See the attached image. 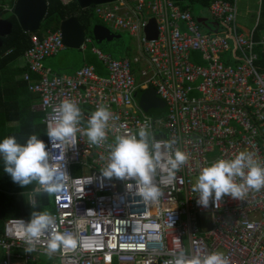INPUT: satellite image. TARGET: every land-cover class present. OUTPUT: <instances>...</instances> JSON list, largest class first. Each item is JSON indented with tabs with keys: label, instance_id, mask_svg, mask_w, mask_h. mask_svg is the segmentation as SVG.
Listing matches in <instances>:
<instances>
[{
	"label": "built area",
	"instance_id": "2783aa9c",
	"mask_svg": "<svg viewBox=\"0 0 264 264\" xmlns=\"http://www.w3.org/2000/svg\"><path fill=\"white\" fill-rule=\"evenodd\" d=\"M94 12L112 30L138 39L134 58L115 59L92 48L107 76L88 65L72 75L45 67L46 59L66 48L61 29L44 38L34 35L24 55L30 68L25 79L40 96L34 109L45 113L46 127L55 115L53 107L66 98L80 107L81 128L99 104L112 113L107 140L99 146L81 133L68 148L62 143L52 148L48 138L52 155H64L54 165L61 189L53 193L55 210L50 214L55 230L71 234L76 242L57 250L59 264H173L181 249L189 254L218 251L229 264H264V188L250 189L242 201L225 196L218 208L207 209L197 205L192 191L201 168L217 158L250 151L264 162V72L257 70L254 53L264 47V36L256 40L254 30L242 32L237 4L224 0L211 4L204 25L174 0H117L96 6ZM154 18L159 29L151 40L146 30ZM202 27L215 34H204ZM89 43L87 38L82 48ZM195 55L202 65L193 62ZM150 89L165 102L164 116L143 109L140 92ZM141 126L161 144L153 182L163 194L155 203L138 194L134 179L101 173L107 144L117 134L138 133ZM173 138L174 147L189 159L170 179L167 142ZM29 221L5 220L0 264H29L33 252H46V235L35 251H24Z\"/></svg>",
	"mask_w": 264,
	"mask_h": 264
},
{
	"label": "clouds",
	"instance_id": "9594fccd",
	"mask_svg": "<svg viewBox=\"0 0 264 264\" xmlns=\"http://www.w3.org/2000/svg\"><path fill=\"white\" fill-rule=\"evenodd\" d=\"M55 113L47 126V136L52 148L62 143L68 148L76 144L77 133L87 137L89 144L101 145L107 140L106 129L112 113L105 104H99L86 120V127L79 125L84 119L80 107L71 99H63L56 104ZM175 138L167 142L171 153L167 159L168 177L174 178L180 167L187 163L188 155L174 147ZM107 163L101 169L104 177L136 181L138 194L147 202L155 203L163 194L153 182L161 161V144L146 127H139L138 133L117 134L113 142L107 144ZM0 157L4 171L12 181L21 187L36 182V194H53L61 189L56 181L55 162L64 160V155L54 156L44 140L31 134L25 143H19L15 136H7L0 141ZM51 161V162H50ZM264 188V162L250 151H239L233 158H217L201 168L192 191L196 193L198 206L207 209L210 205L219 207L223 197L243 200L248 191ZM32 207L34 204H31ZM47 236L46 253L51 256L61 246L75 247L71 234L55 230V219L47 211L31 213L26 223L23 237L26 253L36 250V242ZM173 264H229L225 255L218 251L189 254L181 249L175 253Z\"/></svg>",
	"mask_w": 264,
	"mask_h": 264
},
{
	"label": "trees",
	"instance_id": "16d2710c",
	"mask_svg": "<svg viewBox=\"0 0 264 264\" xmlns=\"http://www.w3.org/2000/svg\"><path fill=\"white\" fill-rule=\"evenodd\" d=\"M174 1L183 10H193L194 7L208 9L211 2L215 0ZM224 1L233 2L234 0ZM14 3L15 0H0V12L8 11L4 8L5 4L12 7ZM69 16H78L81 22L87 23V33L93 37L90 28L93 15L89 9L82 10L77 0H50L48 15L43 22V31H39V33L59 30L63 20ZM7 18L13 22L14 26L12 32L2 38L3 47L0 49V141L7 136H15L17 141L23 144L31 134H36L48 146L47 127L44 123L45 113L34 109L40 101V96L30 91L29 82L25 79L29 67L16 65V62L31 47L32 33L24 31L12 11H9ZM260 28L264 29V0L261 5ZM109 45L114 49V52L102 50L110 53L113 57L114 55L120 59L134 57L131 47L121 45L115 39ZM193 62L202 65L201 62L195 61L194 57ZM86 64L94 66L100 76L108 75L102 62L90 51L87 54ZM258 65L264 70V54L261 55V62ZM33 76L35 77V75ZM165 110L166 107L163 111ZM163 111L157 115L164 116ZM37 187L36 182L25 188L14 183L4 171L3 159L0 157V237L3 235L4 222L9 218L30 219L32 212L47 211L51 213L55 210L53 194L42 192L36 194L34 189ZM31 204L34 206L32 207Z\"/></svg>",
	"mask_w": 264,
	"mask_h": 264
},
{
	"label": "water",
	"instance_id": "95a60500",
	"mask_svg": "<svg viewBox=\"0 0 264 264\" xmlns=\"http://www.w3.org/2000/svg\"><path fill=\"white\" fill-rule=\"evenodd\" d=\"M117 0H78L82 9H88L95 5L111 3ZM49 11L48 0H16L13 8V14L17 17L19 24L25 31L33 32L41 29ZM199 23L206 22L205 18H198ZM13 22L8 18L0 17V49L3 47V37L9 35L13 29ZM64 35V42L70 49L79 50L84 43L87 24L82 23L77 16H69L64 19L61 25ZM157 19H152L146 33L151 40L158 36ZM93 35L97 45L106 51L114 52L109 45L115 37L107 27L96 25L93 27ZM140 102L143 109L148 113H159L166 107L165 102L161 100L154 89L140 92Z\"/></svg>",
	"mask_w": 264,
	"mask_h": 264
},
{
	"label": "rangeland",
	"instance_id": "374dc122",
	"mask_svg": "<svg viewBox=\"0 0 264 264\" xmlns=\"http://www.w3.org/2000/svg\"><path fill=\"white\" fill-rule=\"evenodd\" d=\"M238 7V23L244 29L252 28L255 25L258 17L260 16V0H239ZM89 11L93 15V19H91L92 25L90 26L91 29L93 28V26L99 23L106 27V25L95 15L93 7L90 8ZM193 14L196 18L208 17L209 11L201 7H194ZM8 15L9 10L0 12L1 17L7 18ZM41 31H43V25ZM214 31V29L212 31H209L205 27H202V32L204 34L214 35ZM114 39L117 40V42L121 45L131 47L132 54L135 55L138 53V39L134 38L129 32H118L115 34ZM82 57L83 53L81 51L67 48L65 52H62L58 56L49 59L47 63L55 68V71L61 73H69L81 67V65L83 64ZM114 58L118 57L114 55ZM139 79L141 80V76H139ZM163 113L165 115V111H163ZM154 115H157V113H154ZM33 258L35 260L31 261V264H59V260L57 258H52L45 252H33Z\"/></svg>",
	"mask_w": 264,
	"mask_h": 264
},
{
	"label": "crops",
	"instance_id": "0c3cea01",
	"mask_svg": "<svg viewBox=\"0 0 264 264\" xmlns=\"http://www.w3.org/2000/svg\"><path fill=\"white\" fill-rule=\"evenodd\" d=\"M78 1V0H77ZM15 2H16V0H15ZM114 2H116V1H114ZM214 2V1H213ZM213 2H211V4L213 3ZM230 2V1H229ZM238 2H239V0H234L232 3H236L237 4V7H238ZM48 3L50 4V0H48ZM79 3V2H78ZM111 3H113V2H111ZM111 3H105V4H111ZM176 3V2H175ZM15 4V3H14ZM211 4H210V6H211ZM260 4L262 5V0H260ZM80 5V4H79ZM101 5V4H100ZM96 6H98V5H95V6H92L93 8H94V10H95V7ZM210 6H209V8L207 9L208 11H209V9H210ZM81 7V6H80ZM92 7H90V8H92ZM180 7V6H179ZM4 8L5 9H7V10H9V11H12L13 12V8H14V5L12 6V7H10L8 4H5L4 5ZM82 8V7H81ZM90 8H88V9H90ZM181 8V7H180ZM182 9V8H181ZM82 10H87V9H82ZM191 10V9H190ZM192 11V13H193V10H191ZM238 14H239V7H238ZM194 15V14H193ZM195 16V15H194ZM1 17V16H0ZM78 17V16H77ZM5 18V17H4ZM17 18V17H16ZM79 18V17H78ZM200 18H205L206 19V17H200ZM99 19V18H98ZM80 20V19H79ZM100 20V19H99ZM18 21V20H17ZM103 22V21H102ZM19 23V22H18ZM82 23H84V22H82ZM104 23V22H103ZM87 24V23H86ZM105 25H106V27L108 28V29H110L113 33H118L117 31H114V30H112L106 23H104ZM260 24H261V12H260V16L258 17V19H257V21H256V23H255V25L252 27V28H250V29H244V28H242L241 26H240V30L243 32V31H252V30H254V37H255V39L256 40H259V39H261V37H263L264 36V29H261L260 28ZM19 25H21V24H19ZM43 25V24H42ZM96 25H102V24H96ZM95 25V26H96ZM240 25V24H239ZM102 26H104V25H102ZM94 27V26H93ZM105 27V26H104ZM87 28H88V26H87ZM41 29H42V27H41ZM41 29L40 30H38V31H33V32H31L32 33V37L34 36V35H37V36H39L40 38H44L45 36H47L50 32H52L53 30H48V31H44V33L43 34H40L39 33V31H41ZM61 29V28H60ZM59 29V30H60ZM62 30V29H61ZM25 31V30H24ZM26 32H28V31H26ZM92 33H93V28H92ZM134 37V36H133ZM87 38H90L91 39V43H89V44H87V48L86 49H83L82 48V46L84 45V43H86V39ZM134 38H136V37H134ZM32 40V39H31ZM84 43H83V45L81 46V49H79V51H81L82 53H83V57H82V61H83V64L81 65V67H79V68H77V69H75V70H73L72 72H69V73H61V72H58V71H55V68H53L52 66H50L48 63H47V61L49 60V59H51V58H53V57H56V56H58L59 54H61L62 52H65L66 51V49L68 48L67 46H66V48H65V50H63L61 53H59L58 55H56V56H53V57H50V58H48V59H46L45 60V62H44V65H45V67H47V68H49L52 72H54V73H57V74H60V75H72V74H74L77 70H79V69H81L82 67H84V66H86V65H88V64H86V58H87V54H88V51H90L92 54H94L93 53V51H92V48L93 47H98V48H100L98 45H97V43H96V40H95V37H94V35H93V37L92 36H89L88 35V33H87V30H86V36H85V39H84ZM32 46V45H31ZM31 48V47H30ZM29 48V49H30ZM28 49V50H29ZM101 49V48H100ZM138 52H139V44H138ZM27 50V51H28ZM26 51V52H27ZM107 53V52H106ZM255 54H256V68H257V70L258 71H260V72H264V70H262L261 69V67H259V63L261 62V55L262 54H264V47H262V46H259V47H257L256 48V50H255V52H254ZM110 54V53H109ZM138 54V53H137ZM137 54H135L134 55V57L137 55ZM95 55V54H94ZM111 55V54H110ZM97 56V55H96ZM112 56V55H111ZM98 57V56H97ZM113 57V56H112ZM133 57V58H134ZM194 57V59H195V61H197V59L199 58V56L198 55H195V56H193ZM193 57H192V60H193ZM114 58V57H113ZM115 59H120V58H115ZM16 65H22V66H24V67H27L28 68V65L26 64V62H25V59H24V56L21 58V59H19L17 62H16ZM88 66H92V65H88ZM94 67V66H93ZM29 71H30V68H29ZM28 71V72H29ZM27 72V73H28ZM26 73V74H27ZM25 74V75H26ZM0 252H1V254H0V259H4V257H5V252H4V250H3V248H1L0 247ZM46 253V252H45ZM57 252H55V253H53L52 255H51V257L52 258H57L58 259V257H57V255H55ZM33 260H35L34 258L33 259H31V261H33ZM59 260V259H58ZM30 261V262H31ZM14 264H23V262H15ZM29 264H31V263H29Z\"/></svg>",
	"mask_w": 264,
	"mask_h": 264
}]
</instances>
